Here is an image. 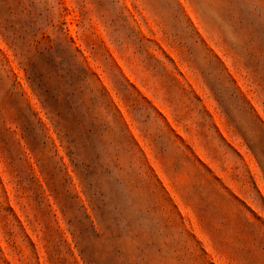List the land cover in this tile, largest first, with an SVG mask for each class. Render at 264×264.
Here are the masks:
<instances>
[{
	"label": "rangeland",
	"instance_id": "obj_1",
	"mask_svg": "<svg viewBox=\"0 0 264 264\" xmlns=\"http://www.w3.org/2000/svg\"><path fill=\"white\" fill-rule=\"evenodd\" d=\"M0 264H264V0H0Z\"/></svg>",
	"mask_w": 264,
	"mask_h": 264
}]
</instances>
